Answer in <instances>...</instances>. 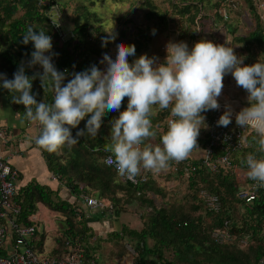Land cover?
Listing matches in <instances>:
<instances>
[{"label":"trees","instance_id":"trees-1","mask_svg":"<svg viewBox=\"0 0 264 264\" xmlns=\"http://www.w3.org/2000/svg\"><path fill=\"white\" fill-rule=\"evenodd\" d=\"M51 1L59 4L57 0ZM138 3L134 13L141 11L142 21L120 17L116 19L117 29L109 33L104 30L102 22L95 21V18H99L96 13L90 15L84 12L82 21L76 16V23L72 27L68 26L67 37L62 40L49 23L46 15L49 7H39L37 0H0V74L12 79L21 61L31 59L34 46L22 42V36L29 26L43 30L52 37L53 52L58 54L53 56V63L58 71L67 72L66 84L73 73L82 72L92 65L103 70L105 65L100 62L104 54L113 58L112 53L121 43L135 45V55L147 51L153 42V29L156 34L166 29L169 23L167 13L186 18L188 24L179 29L178 35L182 34L180 36L185 38L187 44L199 42L204 29L208 28L212 35L216 34V40L222 34L230 39L236 55L244 58V66L254 65L259 60L264 62V20L258 9V4L264 5V0H168L173 11L167 10L165 13L161 12L154 0H139ZM243 14L250 22L240 29L238 20ZM243 28L244 34L240 35ZM111 34H114L115 39H111ZM132 58L128 57L129 60ZM36 72H43L42 67H26L29 77ZM2 89L10 103L24 116L25 107L14 102L17 94ZM32 92L38 102H53L51 87L44 92L39 79L33 81ZM127 104L123 100L120 111H125ZM202 115L206 118L205 125H202L198 137V147L193 151L205 149L207 144L205 126L211 121L212 110ZM168 116L170 108L161 110L157 120L151 117L157 136L146 140L145 144L160 143L161 136L167 130L165 120ZM118 117V111L106 112L96 136L85 134L79 143L70 148L65 146L50 153L38 146L49 172L75 198L70 203L48 187L31 184L18 191L13 199L21 207L17 217L20 225H32L29 217L35 213L38 203L60 215L64 227L54 235L57 248L48 258L80 253L87 263L104 264V260L100 261L99 257L102 241L95 236L87 220L93 216L94 219L98 217L99 221L118 222L125 206L136 201L139 207L146 209L140 217L142 227L136 229L121 224L119 231H111L108 234V243L111 244L108 248L109 260L117 263L125 259L131 264H258L264 258V187L257 190L252 202L246 203L237 197L238 189L249 181L247 174L245 181H239L237 172H248L246 164L241 161L249 153L260 155L255 152L254 131L247 129L249 148L231 156L232 167L229 169L211 173L202 165L201 158L193 157V151L184 164L176 166L171 162L163 178L167 181H185L188 194L184 203H170L158 184L159 175L154 176L152 173L146 183L132 185L105 165L104 159L111 153L105 150L110 140L103 136L105 133L110 134L108 124ZM85 125L86 121H82L79 129H72L73 136L80 129H85ZM191 166L196 169L192 171ZM202 191L219 199L217 212L206 208L201 197ZM87 197L104 202L106 207L87 211L82 206ZM226 222L230 240L219 242L213 233L223 230ZM94 238L96 245L91 244ZM126 244L135 251V255L125 250Z\"/></svg>","mask_w":264,"mask_h":264},{"label":"clouds","instance_id":"clouds-1","mask_svg":"<svg viewBox=\"0 0 264 264\" xmlns=\"http://www.w3.org/2000/svg\"><path fill=\"white\" fill-rule=\"evenodd\" d=\"M152 34H156L155 29ZM110 37L115 39L114 34ZM22 42L34 46L31 59L21 61L12 79L0 74V87L16 93L14 102L25 107L24 120L40 126L35 143L43 150L55 153L79 143L85 134L95 137L106 112L118 111L119 117L111 121L110 144L105 149L111 153L108 163L128 179H134L142 169L160 173L171 162L186 160L198 147L206 119L202 113L219 109L218 98L225 76L231 74L237 87L248 93L250 104L236 114V124L254 131L255 152L260 154L249 153L241 163L246 164L248 177L264 187V62L261 60L244 66V58L238 57L233 47L201 40L191 49L186 42L170 41L163 63L157 62L158 57L149 58L145 54L130 64L128 57L135 56V45L121 43L115 58L104 54L100 62L105 65L103 70L92 65L73 73L65 84L67 72L58 71L53 63V56L58 54L53 52L50 35L29 26ZM37 65L43 72L29 77L26 67ZM35 79L40 80L44 92L51 87L52 103L37 101L32 92ZM125 97L127 109L120 111ZM154 106L158 110L170 108L171 118L160 143L145 144L157 136L151 120ZM226 107L217 126L227 127L232 122L233 111ZM82 121H86L85 129L73 136L72 129H79Z\"/></svg>","mask_w":264,"mask_h":264},{"label":"crops","instance_id":"crops-1","mask_svg":"<svg viewBox=\"0 0 264 264\" xmlns=\"http://www.w3.org/2000/svg\"><path fill=\"white\" fill-rule=\"evenodd\" d=\"M216 38L217 37L213 34L212 36L209 35L206 38H202L201 40H208L219 45L232 47L230 45V39L227 37H219L217 40ZM166 45L167 44L164 46V44H162V48L160 49L159 44L158 46L160 51L153 55L154 57H158V63H163L166 59L167 51L163 52V50L166 48ZM194 45L195 43L188 44L190 49ZM156 47L157 46H155V48ZM114 52H117V49ZM142 55H144V53H142ZM112 56L114 58L116 54L112 53ZM148 57L152 58V56ZM131 61L132 59L128 62L130 63ZM245 93L248 95V93L243 88L237 87L235 80L232 78L231 74H229L225 76L224 88L219 99H224L232 110L240 112L243 108V104H249L248 97L245 95ZM17 113H19V115ZM169 118L171 117L168 116L165 122H167ZM165 122L163 121V124H165ZM207 127L208 126H205L206 130ZM39 131L40 126L38 124L30 123L27 120H24V116L17 111L14 105L10 103L6 93L0 87V158L5 160L10 167L17 171V192L25 189L31 184H36L41 187H48L52 191L58 192L62 200L73 203L75 198L72 197L65 187L56 179V177L51 172H49L43 155L35 143V139L37 138ZM202 157L203 156L200 157L199 155L194 156V158L198 159ZM82 206L87 211H89V208H87L84 201ZM45 208L46 207L41 203L36 204L35 213L29 217V220L32 223V225L29 227L33 228L34 232L26 239L29 244L33 246L34 250L42 257L50 256L52 252L55 251L57 245L54 235H56L57 231L59 232V230L63 228L62 226H57L54 223V219H61L60 215L51 211L50 214H48L46 211L47 208ZM94 218L95 217L93 216L89 217L87 223L89 227L92 228L95 235L96 233L107 235L97 238H100L102 241V250L99 252V257L104 260V264H109L112 262V260H109L110 252L108 251V248L111 244L108 243V241H110L108 234L114 230L119 231L122 223L119 221H97ZM1 223H4V225L7 226L6 221L2 220ZM108 223L112 228L111 231H108ZM7 230V237L0 248V254L2 256H9L12 253L13 246L17 238L16 234L8 226ZM114 262L116 263V261ZM117 264L131 263L128 260H125V263L120 260V262H117Z\"/></svg>","mask_w":264,"mask_h":264},{"label":"built area","instance_id":"built-area-1","mask_svg":"<svg viewBox=\"0 0 264 264\" xmlns=\"http://www.w3.org/2000/svg\"><path fill=\"white\" fill-rule=\"evenodd\" d=\"M39 7H49L46 15L49 18V23L52 29L58 33L62 40H65L67 33L64 32V26L66 24L63 20L62 8L55 4L51 0H37ZM264 5L258 4V9L261 11ZM220 105L218 110H212L211 121L207 127V144L205 147V154L201 158L202 165L208 168L211 173H217L221 169H229L232 167L231 156L235 153L241 152L249 148L247 141L248 131L236 124V114L239 111H233L232 122L227 126H217V122L222 115L227 111V103L223 99L218 98ZM250 129V128H249ZM252 130V129H250ZM107 156L104 159V163L107 167H111L117 174L118 170L114 165L108 163ZM186 160L182 162H173L174 165L184 164ZM192 171L196 169L195 166H191ZM176 170V168H174ZM151 171L141 170L140 174L134 179H128L122 177L123 180L132 185H138L146 183ZM18 173L15 169L10 167L8 163L0 158V248L4 240L7 237V226L16 234L13 251L9 256H2L0 254V264H90L84 260V257L80 253H72L65 257L48 258V256H40L33 248L31 244L26 240L28 236H31L34 229L31 227L21 226L17 222V217L21 212V208L18 204L13 202L16 196V180ZM248 177V175H247ZM249 178V177H248ZM261 188L257 186L256 182L249 178V181L237 191V197L239 200L246 203L255 200L257 190ZM201 197L206 205V208L210 211L217 212L220 207L219 199L216 196L209 195L202 191ZM86 206L92 210H102L106 207V204L102 201H98L94 197H87L84 199ZM6 221V225L1 221ZM228 223L224 224L223 230H215L213 237L218 241L230 240L227 232ZM242 243H245L242 241ZM258 264H264V258L259 261Z\"/></svg>","mask_w":264,"mask_h":264},{"label":"rangeland","instance_id":"rangeland-1","mask_svg":"<svg viewBox=\"0 0 264 264\" xmlns=\"http://www.w3.org/2000/svg\"><path fill=\"white\" fill-rule=\"evenodd\" d=\"M57 2L63 7L62 8L58 4L62 8L61 11L63 13V20L65 19V21H66V24L64 26V32L65 33H67L68 28H70V27H68L69 22H70L71 27L74 26V24L76 23L75 22L76 16L78 17V19H81V21H82L81 17L84 14V12H86V13L88 12V13H90V15L96 13L97 17H99V18L94 17L95 21L102 22L104 30L109 32V33H111L112 31L117 29L118 22L116 19H118L120 17L127 16V17L134 18L136 21H142L143 20V14L141 11L134 13L135 9L138 8L135 6L139 4L138 3L139 0H57ZM154 2H155V4H157V6L159 7V9L161 10L162 13H165L167 10L168 11L170 10V12H171L172 9L170 8L168 0H154ZM234 11L236 12L237 10L234 9ZM259 13L262 15V18L264 20V7L262 8L261 11H259ZM234 16H235V14H234ZM244 16L245 15L243 14V16L240 17V19L238 20V25H239L240 29L242 28V26L245 27L250 22L249 19L245 18ZM243 18H244V20H243ZM167 19H168L169 23L167 24L166 29L164 28L163 31L157 32V34L153 35V43H151V46L147 49V51L142 52V53H144V55L146 54L147 56L154 57L153 55H155L156 52L160 51L159 46H158L159 44H160V49H161L162 44H164V46H165V44H168L170 41H172V42H181V41L187 42L184 37L180 36L182 34L178 35V33L180 32L179 29H183L188 24V22L186 21V18L181 19L177 15H168V13H167ZM240 24H242V25H240ZM204 25H207V24L205 23ZM208 25H210V22H208ZM206 27H208V26H206ZM202 32H203V30H201V33ZM239 34L240 35L244 34V28L242 29V31H240ZM202 35L206 38L209 35L211 36L212 33L209 32L208 28H205L204 33ZM203 36H202V38H204ZM185 37H187V36H185ZM223 37H226L225 34H222L221 38H223ZM155 46H157V47L155 48ZM165 51H166V48L163 50V52H165ZM113 53L116 54V52H113ZM140 56H142V54H138V55L133 56L130 64H133L134 61L136 59H138ZM245 95H247V94L245 93ZM247 97H248V95H247ZM124 101L128 102V98L125 97ZM242 106H243V108L250 107V104H248V105L243 104ZM154 110H155V115H153L154 120H157L158 115L160 114L161 110H158V108H156V106H154ZM108 125L110 126L109 130L111 133V123ZM104 130L106 132L108 131L106 128H104ZM103 138L110 139V134L105 133ZM204 154H205V150L198 148L195 151H193L192 155H193V157L197 156V155H199L201 157V156H204ZM164 171H161L160 173H156L155 175H159L157 180H158V184L162 187L163 191H165V193H166L165 199L170 200V203H174L176 201H178V203H184L183 202V201H185L184 198L188 194L186 182L182 181V180L181 181H173V180L167 181L162 176V175H164ZM237 173H238L239 181H241V180L245 181L244 179H246L245 177H246L247 172H245L243 170V171H238ZM144 210H146L144 207H139V205L136 204V201H132L125 206L124 212H122L120 214L119 222L122 224H126V225L130 226L131 228L140 229L142 227V223H143V221L140 219V217L144 213ZM46 211L48 214H50V211L48 209H46ZM96 220L99 221L98 217H96ZM54 223L57 226L60 225V226L64 227V223L61 219L60 220L58 218L54 219ZM111 230H112V228H111L110 224L108 223V231H111ZM95 236L96 237H103V236H107V235L96 233ZM95 239L96 238H94L91 241V244L96 245ZM124 248H125V250L127 249V251L129 253H131L132 255H135V251L132 248H130L128 244H126L124 246ZM118 251H120L119 248H118ZM98 260H100V258ZM102 260L103 259H101L100 261H102ZM122 261H123V263H125V260H122ZM114 263H115L114 260H112V262L109 264H114ZM115 264H117V263H115Z\"/></svg>","mask_w":264,"mask_h":264}]
</instances>
